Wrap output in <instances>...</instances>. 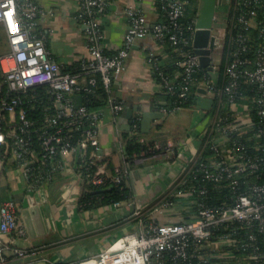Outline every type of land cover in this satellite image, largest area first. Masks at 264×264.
<instances>
[{
    "label": "built area",
    "instance_id": "obj_1",
    "mask_svg": "<svg viewBox=\"0 0 264 264\" xmlns=\"http://www.w3.org/2000/svg\"><path fill=\"white\" fill-rule=\"evenodd\" d=\"M113 1L79 0L80 17L87 26L89 56L81 61V70L71 73L63 70L37 31V18L42 8L36 1L0 0V28L10 46L9 51L0 53V71L10 95L0 102V150L4 151L2 155L7 156V160L16 164L26 190L37 203L44 199L47 183H52L59 172L68 169L75 170L81 191L87 183L102 185L110 178L121 184L129 173L126 167L111 168L109 158H103L99 153L104 109H94L78 101L84 93L93 92L95 86L101 84L109 95L108 105L114 121L125 108L123 100L112 97L114 80L126 68L133 44L150 34V27L141 0H136L125 10L130 24L122 47L115 54H107L102 17ZM161 1L168 22L154 24L152 33L157 42L167 36L180 55L174 61L175 69L171 74L164 72L162 67L165 64L156 52L149 51L148 56L159 70L165 92L187 98L192 84L197 82L196 73L200 66L199 55L184 51L181 46L187 43V38L180 19L190 0ZM253 1L258 0H240V3ZM238 21L254 27L264 22V16L260 21L254 14L248 16L244 12ZM187 29L194 34L195 21ZM261 32L264 34V26ZM228 33L226 31L225 37L218 36L219 49L226 44ZM234 40L239 46L231 50L230 59L224 63V82L209 77L199 84V88H205L224 110L214 121V127L205 125L199 132L204 144L195 162L185 157L182 166L185 176L181 186L179 182L168 190L172 191L171 197L165 193L157 209L135 204L131 215L136 219L135 229L127 230L119 244L101 248L79 264L264 263V246L258 242L260 234H263L264 241V183L252 182L245 191L236 194L232 204L218 206H209L201 198L208 192L206 185H183L187 174L194 172L197 176L200 172L205 178L227 182L236 190L244 176L257 173L264 166V155H253L252 146L247 144L254 142L253 147L260 149L261 141L264 142L260 140L262 136L264 139V128H255L249 103L235 95L243 82L254 84L259 92L255 98L257 112L264 120V48L259 50L255 65L250 67L252 60L242 55L247 48V36L240 33ZM39 86H45L50 95L41 121L30 112L38 106L29 107L31 99H27L28 91ZM167 110L164 107V111ZM140 118L141 114L137 113L131 124L133 134L140 127ZM75 132H79L77 138ZM140 141L144 139L140 138ZM121 147L127 158L123 143ZM205 147L210 151L202 154ZM174 148L173 142L164 147L154 144L152 154L141 152L136 159L145 160L164 151L167 158L177 160ZM71 157L75 164H70ZM0 161L6 162L1 158ZM196 163L198 167L195 169ZM1 166L2 163L0 171ZM123 201L134 204L131 198L110 205L117 207ZM19 208L20 201L15 197L0 206V264H13L9 261L11 253L17 258H26L38 251L36 247L16 245V238L27 236ZM40 263L56 264L48 258H43Z\"/></svg>",
    "mask_w": 264,
    "mask_h": 264
},
{
    "label": "crops",
    "instance_id": "obj_2",
    "mask_svg": "<svg viewBox=\"0 0 264 264\" xmlns=\"http://www.w3.org/2000/svg\"><path fill=\"white\" fill-rule=\"evenodd\" d=\"M42 8L37 18L38 30L44 37L47 47L52 51L63 70L75 73L82 60L89 56L87 47L86 24L80 17L79 0H35ZM136 0H114L109 10L102 17L105 32V47L118 51L122 47L128 30L130 19L125 10L133 6ZM142 7L153 26L160 18L157 0H141ZM199 0H190L187 7L196 9ZM225 14L219 11L216 15L214 33L224 36L226 33ZM2 32V31H1ZM0 32V53L10 50L6 34ZM218 49L214 69L210 77L219 81L222 77L221 61L224 48ZM164 45L156 41L153 34L138 39L131 47L126 59V68L115 78L112 97L123 100L125 108L114 121L111 107H104V120L101 127V157L109 158V162L117 167H126L127 176L134 191V204L123 201L121 205H111L93 210H84L80 204L81 188L75 170L59 172L54 181L48 182L44 199L37 203L26 190L23 176L18 172L12 160L1 162L0 187L8 185L10 196L20 201L19 217L27 229L26 237L16 238V245L22 248H38L35 255L17 258L10 250L9 261L13 264H35L43 258L53 263L80 262L82 259L95 255L101 248L119 244L127 230L136 227V219L132 217L135 204L141 207H156L167 190L178 184L185 173L182 166L185 157L195 162V157L203 147L199 132L205 125H213L216 118L224 110L217 105L212 109L213 96L203 88L197 105L193 108L175 106L169 110L167 95L161 80L155 74V66L150 60L149 51L156 52L166 65L172 60ZM79 101V98H78ZM133 108L132 118L126 113ZM164 107L168 110L164 111ZM164 114L151 120L147 131L142 127V114L147 110ZM137 113L141 114L139 125L144 141H153L161 147L169 142L175 143L176 158H167L162 151L145 160L135 159L131 165L124 157L122 150V132L130 131L123 126L134 120ZM180 117L184 119L179 120ZM186 118V119H185ZM133 122V121H132ZM216 124V123H215ZM214 127V125H213ZM216 130V129H215ZM217 132V130H216ZM219 132L216 133L218 135ZM124 144V143H123ZM149 155V154H148ZM70 164L75 160L69 158ZM161 183L163 188L155 196L151 191ZM5 200V201H6ZM4 201V202H5ZM151 204V206H149Z\"/></svg>",
    "mask_w": 264,
    "mask_h": 264
},
{
    "label": "trees",
    "instance_id": "obj_3",
    "mask_svg": "<svg viewBox=\"0 0 264 264\" xmlns=\"http://www.w3.org/2000/svg\"><path fill=\"white\" fill-rule=\"evenodd\" d=\"M164 4L163 1L157 0V9L160 13V18L156 21L157 23H167L168 16L166 12L163 10L162 5ZM196 9H191L189 6L185 8V13L183 17L180 19V23L186 29V38L187 43H182V49L188 52H195L193 48V37L194 34L191 30L187 29L189 25H192L196 18ZM246 12L249 15L254 14L257 19L260 21L263 19L264 16V0H258L256 2L251 3H240V0H232L229 6L228 12L225 14V20L227 25V30L229 33L226 37V44L224 49V56L221 61V72L222 77L219 80L220 83L224 82V63L230 59V52L231 50L237 48L238 42L233 41V39L237 38L240 33H243L247 36V48L242 51V55L244 57H249L252 62L250 63V67L255 65V60L257 59L259 50L264 48V34L261 32V28L264 26V22L257 24L254 27H247L245 24L238 21V17L240 14ZM150 27V34L152 33V26L149 24ZM37 31L38 27H37ZM159 41V40H158ZM160 44L164 45L166 48V52H168L170 59L172 60L170 63L164 65L162 69L165 73L171 74L174 71L175 65L174 61L176 58L179 57L178 50H175V46L171 44V41L166 36L163 41H159ZM105 52L107 54H115L117 51H111L106 49ZM155 74L156 76L162 81L159 70L155 67ZM81 70L79 66L74 72L77 73ZM210 70L207 67L199 66L198 71L196 73L197 82L192 84L190 88V93L187 98L179 97L177 94H167V101L168 105L166 107L171 110L175 106L182 107V108H193L197 105L199 100V95H201V91L199 88V84L203 82L206 78H209ZM4 79L2 77V73L0 71V102L3 98H8L10 95L7 93V85L3 82ZM45 86H39L37 88H32L28 91L27 99H31L28 103V106L31 107L32 105L38 106L35 109L30 110L32 115L36 117L38 120H42L44 118V106L49 103V94L47 90L44 88ZM254 84H249L243 82L241 88L237 90L236 96L238 99L243 100L249 103L251 108L252 114L254 115L255 122H256V129L260 127L264 128V120L260 118L258 115V105L255 102V98L259 95V92L255 88ZM244 96L245 98H242ZM79 102L85 103L88 106L94 109L104 108L109 104V95L103 88L101 84H97L95 86V90L93 92L84 93L82 96L79 97ZM217 99H212V109L217 107ZM78 133H74L75 138H77ZM141 127L138 128L136 133H132L131 131H123L122 132V141L125 146V151L127 158L126 160L131 164L135 165L136 156L139 155L141 152H145L147 154H152L154 151L151 150L152 146L154 145L153 141H140L141 137ZM260 140H264L263 136ZM259 140V141H260ZM249 146H252L251 152L253 155H264V142L261 141V148L257 149L254 148V142H247ZM209 147H205L202 154L209 153ZM4 151L0 150V158L3 161L7 160V156H3L2 154ZM109 166L113 168L111 162H109ZM198 167V163L195 164V169ZM198 175L195 176L194 172H191L186 175L185 183L183 185H191V184H203L206 185L208 188V192L201 196V198L206 202L209 206H218L221 204H232L235 200L236 194L245 191L252 182H260L264 183V166L261 167L260 171L253 174H248L241 179V183L238 189H233L231 186L227 184V182H217L213 180H209L203 176L202 173L197 172ZM129 176H126L125 182L121 184H117L116 182L111 181L112 179L108 180L105 184L102 185H92L90 183L85 184L81 196H80V204L82 209L84 210H95L100 207L108 206L115 201L120 200H127L134 198V191L132 186L128 180ZM184 178V177H183ZM180 181V185L181 186ZM10 187L8 185L0 187V206L4 203V201L10 196ZM172 191H166L167 195L171 197L170 193ZM262 235L259 236V245L264 246V241L262 239ZM241 255V252L239 251ZM56 264H79L78 262L72 263H65L59 262ZM256 264H264V263H256Z\"/></svg>",
    "mask_w": 264,
    "mask_h": 264
},
{
    "label": "water",
    "instance_id": "obj_4",
    "mask_svg": "<svg viewBox=\"0 0 264 264\" xmlns=\"http://www.w3.org/2000/svg\"><path fill=\"white\" fill-rule=\"evenodd\" d=\"M232 0H199L196 18L195 31L193 37V48L196 54L199 55L200 65L207 67L209 70L214 69L215 58L218 52L217 41L219 37L214 33L216 15L219 11L224 14L228 12ZM133 108L127 110V117L132 118ZM163 116V113L156 112L153 109L144 111L142 114V127L147 131L151 125V120ZM133 120H131L132 123ZM124 129L130 130V122L123 126ZM163 186L161 183L155 185L151 191V196H155Z\"/></svg>",
    "mask_w": 264,
    "mask_h": 264
},
{
    "label": "rangeland",
    "instance_id": "obj_5",
    "mask_svg": "<svg viewBox=\"0 0 264 264\" xmlns=\"http://www.w3.org/2000/svg\"><path fill=\"white\" fill-rule=\"evenodd\" d=\"M0 31H1V28H0ZM1 34H4L3 32H1ZM5 35V34H4ZM179 118V117H178ZM184 118L183 117H180L179 120L182 121ZM186 119V118H185ZM156 204V209L158 208L159 204L158 203H155ZM158 204V206H157ZM155 209V208H154Z\"/></svg>",
    "mask_w": 264,
    "mask_h": 264
}]
</instances>
